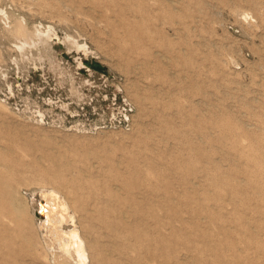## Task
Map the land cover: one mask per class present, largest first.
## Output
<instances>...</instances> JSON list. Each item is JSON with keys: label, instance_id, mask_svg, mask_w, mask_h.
Here are the masks:
<instances>
[{"label": "rangeland", "instance_id": "obj_1", "mask_svg": "<svg viewBox=\"0 0 264 264\" xmlns=\"http://www.w3.org/2000/svg\"><path fill=\"white\" fill-rule=\"evenodd\" d=\"M0 6L55 26L53 62L0 56V264H54L45 184L91 264H264V0Z\"/></svg>", "mask_w": 264, "mask_h": 264}, {"label": "bare ground", "instance_id": "obj_2", "mask_svg": "<svg viewBox=\"0 0 264 264\" xmlns=\"http://www.w3.org/2000/svg\"><path fill=\"white\" fill-rule=\"evenodd\" d=\"M5 9H1L0 6V56L4 58V55L5 57L6 54L10 55L11 61L17 65L44 57L53 62L55 58H53L51 40L55 34V26L41 24V22L30 24L23 16ZM79 36L75 34L63 36L65 48L71 50L73 46L82 49L85 55L88 52L91 54L90 50L87 52V46L80 43ZM35 112L40 119L43 118L40 112ZM43 187L39 190L40 200H36V197L32 195L31 203H27L25 207L31 223L35 224L36 233L43 243L45 254L54 264H91L89 241L86 239L85 243L79 232L78 214L70 198L52 184H45ZM34 199L35 210L32 209ZM79 227L81 229L83 226L79 224Z\"/></svg>", "mask_w": 264, "mask_h": 264}, {"label": "flooded vegetation", "instance_id": "obj_3", "mask_svg": "<svg viewBox=\"0 0 264 264\" xmlns=\"http://www.w3.org/2000/svg\"><path fill=\"white\" fill-rule=\"evenodd\" d=\"M81 53L84 54V55L86 54V53H83V52H81Z\"/></svg>", "mask_w": 264, "mask_h": 264}]
</instances>
